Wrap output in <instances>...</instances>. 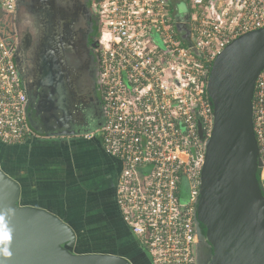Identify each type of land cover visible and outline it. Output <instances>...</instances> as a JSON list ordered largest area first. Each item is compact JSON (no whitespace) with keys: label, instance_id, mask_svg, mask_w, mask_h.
<instances>
[{"label":"built area","instance_id":"built-area-1","mask_svg":"<svg viewBox=\"0 0 264 264\" xmlns=\"http://www.w3.org/2000/svg\"><path fill=\"white\" fill-rule=\"evenodd\" d=\"M0 8L14 16L17 0H0ZM92 8L101 26L104 123L82 137L99 136L104 152L121 162L117 205L151 263L197 264V205L214 126L209 77L227 46L264 28V0H97ZM27 107L14 49L0 36L2 144L37 136ZM253 127L264 161V69L254 90Z\"/></svg>","mask_w":264,"mask_h":264},{"label":"water","instance_id":"water-1","mask_svg":"<svg viewBox=\"0 0 264 264\" xmlns=\"http://www.w3.org/2000/svg\"><path fill=\"white\" fill-rule=\"evenodd\" d=\"M73 1L17 0V31L11 40L0 31L14 49L22 89L34 102L27 107L28 124L49 139L90 134L104 123L103 117L94 128L82 125L85 110L99 105V71L91 98L82 100L78 78L81 66L89 64L83 49L86 15L84 6ZM98 47L95 42L93 48ZM263 69L264 28L227 46L209 77L214 126L206 142L197 205V224L206 229L213 249L209 264H264V180L259 179L264 161L253 127L254 90ZM199 130L203 140L200 125ZM182 202H188L187 190ZM8 209L12 240L0 248L8 247L11 255L0 254V264H135V258L147 253L113 238L105 251L81 249L74 213L27 199L21 183L0 162V213Z\"/></svg>","mask_w":264,"mask_h":264},{"label":"crops","instance_id":"crops-1","mask_svg":"<svg viewBox=\"0 0 264 264\" xmlns=\"http://www.w3.org/2000/svg\"><path fill=\"white\" fill-rule=\"evenodd\" d=\"M17 16V13L10 16L12 33L17 31ZM81 138L58 140L37 135L20 145H6V170L21 183L30 201L47 204L55 202L58 194L68 196L74 193L76 198L69 203L76 206L62 207V212H72L75 220H91L97 226L104 227L108 225L101 223L105 208H99L98 201L94 199L87 200V206L80 197H87L88 190H109L110 177L114 175L116 180L119 178L122 164L104 152L99 136L91 141ZM0 146H3L1 142ZM49 207L58 210L55 206ZM96 219L101 225L97 224ZM76 225L79 226V222Z\"/></svg>","mask_w":264,"mask_h":264},{"label":"flooded vegetation","instance_id":"flooded-vegetation-1","mask_svg":"<svg viewBox=\"0 0 264 264\" xmlns=\"http://www.w3.org/2000/svg\"><path fill=\"white\" fill-rule=\"evenodd\" d=\"M97 0H76V3L79 5L84 6L85 9V19H86V29H85V36L83 37V49L86 52V56L89 59V64L81 66V71L79 73V82L81 83V99H90L91 93L94 91V82L98 75V56L96 50L93 48V44L95 42H99V36L101 32L100 21L96 19V15L93 11V3ZM69 3H75L73 0H69ZM27 4V8L30 10L34 9L33 5ZM71 15L75 14L70 8ZM31 12V11H30ZM10 14L5 12L4 10H0V31L7 37L10 38L12 36V32L10 31ZM75 18H72V22L75 21ZM58 72L56 69H54ZM61 73V72H59ZM59 76V74H57ZM78 87V86H77ZM46 88V87H45ZM48 89V88H46ZM73 91H77L76 87H73ZM44 92V91H43ZM99 99V105L95 108H90L85 110V116L82 121V125L84 127L91 126L92 128L96 127L99 123H103V110H102V98L100 92L97 94ZM28 104L30 103V107L33 106L34 102L29 100L27 96ZM30 101V102H29ZM84 141H91L84 137L81 138ZM0 146V162L3 167L6 169V162H5V154L6 149L4 144ZM261 179V178H260ZM117 181L115 176L112 175L110 177V188L109 190H96L86 191L87 197H80L86 205L88 206L87 200L94 199L96 202L98 201L99 208H105L104 212V219H102L104 223L108 225L101 227L94 224L91 220H79V236H78V243L81 249L88 250V251H105L108 248V242L113 239L115 242H119L121 240H128L131 243H137L139 246V242L137 238L132 233L130 227H128L122 217L120 210L117 205L116 199V187ZM263 181V180H261ZM109 187V185H107ZM75 191V190H74ZM61 193V192H60ZM78 196V195H77ZM59 197V198H58ZM76 196L74 193L68 194V196L58 194L57 200L55 202H48L47 206H55L56 209L61 210L62 207L65 209L72 208V206H76L75 204L69 203L71 199H75ZM79 207V206H78ZM97 224H100V221L96 219ZM77 224V222H76ZM94 224V225H91ZM195 233H196V246H195V257L197 264H209L212 256H213V249L209 245L206 239V229L202 225H195ZM93 240H96L94 242ZM141 247V246H140ZM136 264H152L151 259L148 253L144 252V256L135 258L134 261Z\"/></svg>","mask_w":264,"mask_h":264},{"label":"clouds","instance_id":"clouds-1","mask_svg":"<svg viewBox=\"0 0 264 264\" xmlns=\"http://www.w3.org/2000/svg\"><path fill=\"white\" fill-rule=\"evenodd\" d=\"M9 212H11V209L0 213V243L5 245L9 244L12 240V230L10 229L6 219ZM0 254H3L4 256H10L11 252L9 251L8 247H2L0 248Z\"/></svg>","mask_w":264,"mask_h":264},{"label":"rangeland","instance_id":"rangeland-1","mask_svg":"<svg viewBox=\"0 0 264 264\" xmlns=\"http://www.w3.org/2000/svg\"><path fill=\"white\" fill-rule=\"evenodd\" d=\"M186 12H187L186 4L185 3H181L179 5V13L182 14V15H185V14H187Z\"/></svg>","mask_w":264,"mask_h":264},{"label":"trees","instance_id":"trees-1","mask_svg":"<svg viewBox=\"0 0 264 264\" xmlns=\"http://www.w3.org/2000/svg\"><path fill=\"white\" fill-rule=\"evenodd\" d=\"M183 2H187L188 0H182ZM259 179H260V176H259ZM130 242V241H129ZM130 245H132L133 247L132 248H135L136 250L140 247L137 243H131L130 242ZM138 251V250H137ZM136 264V263H135Z\"/></svg>","mask_w":264,"mask_h":264}]
</instances>
